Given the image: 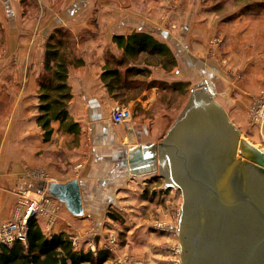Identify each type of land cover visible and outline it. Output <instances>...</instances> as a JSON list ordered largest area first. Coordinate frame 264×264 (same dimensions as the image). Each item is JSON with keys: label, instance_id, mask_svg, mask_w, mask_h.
I'll return each mask as SVG.
<instances>
[{"label": "crops", "instance_id": "0c3cea01", "mask_svg": "<svg viewBox=\"0 0 264 264\" xmlns=\"http://www.w3.org/2000/svg\"><path fill=\"white\" fill-rule=\"evenodd\" d=\"M61 3L57 8L59 11L67 6ZM172 5L176 7V3ZM73 8L70 12L74 13H68V19L58 18L56 21H61L60 25L76 36L77 45L79 44L77 58L83 60L81 65L70 68L68 77L73 94L68 106V120L78 123L79 131L60 130V121H53L50 139H43L36 117L35 70L28 69V82H14L13 85L0 83V219H14L11 217L13 202L23 191L30 190L33 194L45 195L48 197L50 210H46L37 218L43 232L47 236L61 233L79 234V248L89 251L90 245L94 244L97 248L102 242L100 238L96 241L97 236L101 235L99 220L104 218L108 211L106 205L102 207L101 204L112 201L116 204L127 203L125 212L129 214L131 221L125 226L124 247L116 251L118 254L111 250V256L104 264H117L116 257L121 254L125 258L139 260L138 258L145 256L144 248L149 249L145 254L160 258L159 260L149 257L144 259L146 261L140 259L149 262L148 264H177L170 253L175 245L170 246L169 236L147 232V214L144 213L147 198L151 192L160 188L158 186L153 188L155 190H149L147 185L158 183L159 176L156 173H159V168L151 173L131 176L128 167L122 164L128 157V150L132 151L140 145L157 144L160 141L161 131L169 121L165 116L171 113L166 112L165 107H157L165 93L176 96V67L166 71L157 63H140L147 71L138 78L143 79L146 86L127 89L122 98L111 96L101 80L108 59L122 57V51L113 42L115 34L127 35L133 31H144V28L148 30V27L154 24L157 27L164 25L171 20L170 16L173 20L176 19V9L172 8L171 12L167 13L169 9L166 5L149 6L146 1L138 6L135 0H108L102 4L75 3ZM159 15L162 19H159ZM17 25L37 27L40 22H23ZM33 35L31 31L22 36L17 35L18 52L22 56L28 54L31 59L33 50L27 51L25 44L31 41ZM195 38H199L198 34ZM173 54L176 58V52L173 51ZM31 59L28 61L30 65L33 64ZM25 75V71L20 74ZM161 84H166L167 87L162 85L160 88ZM117 105L126 106L131 110L133 116L129 121L122 124L111 121V112ZM88 142L90 148L86 147ZM40 149L43 150L42 153H38ZM26 164L30 165V168L36 166V169H44L47 180L39 182L26 178ZM6 170L11 172L9 177L15 190L14 196L7 194L4 189L6 179L3 172ZM72 179H78L82 188L85 207L84 213L79 216L73 215L63 202L45 190V185L49 182L65 183ZM111 180L119 181L115 182L119 186L125 184L127 190H121L115 195L109 193L106 187H112ZM100 187L104 189H98ZM90 219L98 223V230L91 229Z\"/></svg>", "mask_w": 264, "mask_h": 264}, {"label": "rangeland", "instance_id": "374dc122", "mask_svg": "<svg viewBox=\"0 0 264 264\" xmlns=\"http://www.w3.org/2000/svg\"><path fill=\"white\" fill-rule=\"evenodd\" d=\"M146 1L149 6L166 5L169 9L167 13H170L172 8L176 9V19H174L176 21L170 16L171 20L164 25L157 27L154 24L149 26L148 30L144 28V32H149L165 41L172 52H176L175 64H168L169 68H166V71L176 67V83L180 84L176 85V96L165 93L157 107L158 109L165 107V111L171 113L165 116L169 121L161 131L160 140L166 136L177 119L178 113L183 112L191 92L206 87V89H212L207 91L224 109L230 122L234 121L240 137L264 150L262 120L256 115V109L260 110L261 103L264 101V0H135L138 6ZM60 2L67 6L59 11L57 8ZM83 2L102 4L108 0H0V83L13 85L14 82H28V69L35 70L37 118L40 115V88L42 82L48 84L47 76L51 75L44 67L46 44L49 40L51 41L52 36L55 43L60 40L58 45L61 47V53L68 61H71L68 73L72 66H76L74 61L77 59L79 46L76 36L65 26L60 25L61 21L56 20L68 19L66 18L70 15L68 13H74L70 12L73 4H83ZM172 3H176L175 8ZM159 19H162L160 15ZM32 21L33 24L40 22V25L37 27H18L17 25V23L21 25L23 22ZM28 31L34 34L31 41L25 44L27 51L33 50L32 59L28 58V54L22 56L18 52L17 35L22 36ZM196 34L200 39L195 38ZM29 59L33 64L30 65ZM151 61L155 62L154 58ZM24 71L26 75L20 76ZM131 116H133L132 112ZM38 129L42 132L41 136L43 135L44 139V131L39 125ZM86 147L90 148L89 142ZM42 151L40 149L38 153ZM3 173L6 179L5 192L13 195L15 190L11 186L9 177L11 172L6 170ZM24 173L26 178H32L34 181L47 180L45 170L36 169V166L30 168V165L26 164ZM156 174L159 176L158 183L147 185L149 190H155L153 188L160 186L159 189L148 192L150 194L144 211L147 214L145 218L148 225L147 232L169 236L170 246L175 245L170 253L176 263L180 264L182 245L179 224L183 192L177 186L169 185V182L159 173ZM111 181L112 187H106L109 193L115 195L121 190H127L125 184L119 186L115 184L116 181ZM120 182L123 183V181ZM45 197V195L33 194L30 190L23 191L18 199H14L11 217L16 218V214L23 211V206L28 199L41 200L45 204V211L50 210V204L44 200ZM101 205L102 207L106 205L108 212L99 220L101 235L97 236L96 241L100 238L102 239L100 247L106 245L108 247L109 240L115 236L117 243L111 244V248L117 253V250H122L124 247L125 226L131 221V217L125 212L128 206L127 203L117 202L116 204L114 201ZM111 212L117 214L119 219L110 217ZM89 224L91 229L98 230L96 221L90 219ZM69 237H78L80 247L79 234L72 233L68 235ZM144 250L145 256L138 258L139 260L149 259V257L160 260L157 256L145 254L149 252L148 248ZM178 250L179 253H177ZM116 258L117 264H129L131 259H137L125 258L122 254ZM144 261L143 264L149 263Z\"/></svg>", "mask_w": 264, "mask_h": 264}, {"label": "water", "instance_id": "95a60500", "mask_svg": "<svg viewBox=\"0 0 264 264\" xmlns=\"http://www.w3.org/2000/svg\"><path fill=\"white\" fill-rule=\"evenodd\" d=\"M207 90H193L166 136L128 150L122 164L131 176L158 167L182 190L180 264H264V150L240 137ZM262 131L264 139V118ZM45 190L73 215L84 213L78 179Z\"/></svg>", "mask_w": 264, "mask_h": 264}, {"label": "trees", "instance_id": "16d2710c", "mask_svg": "<svg viewBox=\"0 0 264 264\" xmlns=\"http://www.w3.org/2000/svg\"><path fill=\"white\" fill-rule=\"evenodd\" d=\"M58 42L55 43L52 36L51 41L46 44L44 67L51 75L47 76L48 84L42 82L40 88L41 104L37 122L44 131L45 141L53 133L52 121H60V129L63 131H79L78 123L68 120V106L73 97L68 83V67L71 61L61 53ZM113 42L122 51V57L108 59L101 80L115 98H122L127 89L146 86L145 81L138 78L147 71L140 63H157L168 69V64L174 65L176 61L170 47L149 32L115 34ZM152 58L155 62L151 61ZM74 63L78 66L83 60L77 58ZM110 217L119 219L112 212ZM110 256L109 249L99 246L95 251L74 248L65 233L47 236L35 216H30L27 220L25 242L15 240L10 247L0 244V264H104Z\"/></svg>", "mask_w": 264, "mask_h": 264}, {"label": "built area", "instance_id": "2783aa9c", "mask_svg": "<svg viewBox=\"0 0 264 264\" xmlns=\"http://www.w3.org/2000/svg\"><path fill=\"white\" fill-rule=\"evenodd\" d=\"M260 110L256 109V115L263 121L264 118V101L261 103ZM131 111L126 106L117 105L111 112V121L115 124H122L131 119ZM46 198V199H45ZM44 200L48 201V197ZM45 202V201H44ZM45 204L41 200L28 199L23 206V211L16 214V218L13 220L3 221L0 219V244H4L8 247L12 245L15 240L25 242L27 233V220L30 216L38 217L45 211ZM74 248H79L78 237H69ZM117 239L114 236L109 240V246H103L104 248L112 250L111 244L116 245ZM90 250L95 251V245H90ZM176 253V250H175ZM179 253V250L178 252ZM129 264H143V261L137 259H131Z\"/></svg>", "mask_w": 264, "mask_h": 264}]
</instances>
